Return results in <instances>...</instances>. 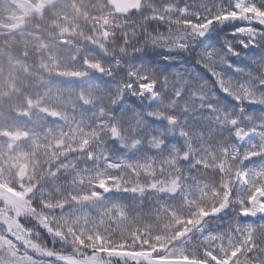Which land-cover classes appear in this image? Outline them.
Segmentation results:
<instances>
[{
	"label": "snow or ice",
	"instance_id": "6c2138e0",
	"mask_svg": "<svg viewBox=\"0 0 264 264\" xmlns=\"http://www.w3.org/2000/svg\"><path fill=\"white\" fill-rule=\"evenodd\" d=\"M0 264H264V0H0Z\"/></svg>",
	"mask_w": 264,
	"mask_h": 264
}]
</instances>
